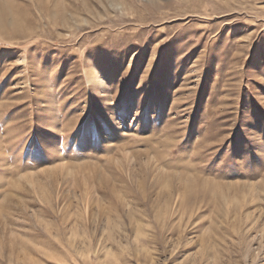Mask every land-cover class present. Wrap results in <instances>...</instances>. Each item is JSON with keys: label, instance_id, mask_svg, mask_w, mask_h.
Listing matches in <instances>:
<instances>
[{"label": "rangeland", "instance_id": "374dc122", "mask_svg": "<svg viewBox=\"0 0 264 264\" xmlns=\"http://www.w3.org/2000/svg\"><path fill=\"white\" fill-rule=\"evenodd\" d=\"M0 264H264V0H0Z\"/></svg>", "mask_w": 264, "mask_h": 264}]
</instances>
